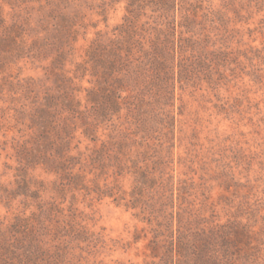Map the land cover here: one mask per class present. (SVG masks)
I'll return each instance as SVG.
<instances>
[{"label": "rangeland", "instance_id": "obj_1", "mask_svg": "<svg viewBox=\"0 0 264 264\" xmlns=\"http://www.w3.org/2000/svg\"><path fill=\"white\" fill-rule=\"evenodd\" d=\"M128 4V0H75L64 10L74 18L77 34L72 46L65 47L64 75L70 81L62 84V92L80 100L81 110L86 111L95 80L89 51L96 40L108 43L126 37L124 31L131 29L125 26L130 18ZM176 4L177 23L187 8L200 6L199 24L185 38L201 41L198 46L207 57L209 51L224 50L228 55L223 60L211 56L213 62L199 68L189 82L181 84L177 73L169 97L158 103L152 97L156 118L149 130L132 137L137 142L121 159L126 167L132 165L129 160H137L144 168L163 157L162 167L173 177L176 197L179 182L185 181V197L194 200L193 207L206 218L207 226L232 222L233 240L239 224L242 233L232 246V264H264V0H177ZM163 21L161 13L151 9L136 20L146 48L150 47L149 32ZM176 30L178 41L186 29L178 26ZM24 57L0 71L2 82L8 81L0 93V264H19L7 250L16 247L20 257L28 251L22 225L36 227L33 218L44 220L46 227L30 236L34 246L45 251L34 259L35 264H162L161 258L154 257L153 233L141 210L118 205L114 198L96 192V185L105 189L106 184L120 193L121 188L132 190L134 175L126 167L118 175L114 148L102 156L100 165L91 164L96 145L80 130L73 146L81 144L72 155L81 162L75 173L82 167L85 178L75 184L64 174L49 173L23 150L25 138L34 131L30 119L25 117L22 124L14 108L26 104V110H32L27 80L36 81L39 96L44 95L43 89H54L58 80L59 84L64 80L57 75L59 69L52 70L57 66L52 65L54 56ZM8 84L16 87L11 95ZM132 119L124 109L121 119L116 116L105 125V134L113 128L115 137L121 130H135ZM102 138L106 140L107 135ZM142 140L151 147L147 157L135 153L145 150L140 149Z\"/></svg>", "mask_w": 264, "mask_h": 264}, {"label": "trees", "instance_id": "obj_2", "mask_svg": "<svg viewBox=\"0 0 264 264\" xmlns=\"http://www.w3.org/2000/svg\"><path fill=\"white\" fill-rule=\"evenodd\" d=\"M0 1V71L24 59L25 54L36 60L54 56L52 65L56 63L57 66L54 65L52 70L59 69L57 75L64 79L60 80V84L58 80L54 89H43V96L38 95L36 81L27 80L25 89L26 94L33 96L32 110L28 112L26 104L19 106V109L14 108L22 124L25 117L30 119L29 127L34 131L30 138H25L23 150L38 159V164L43 165L49 173L64 174L73 184L85 178L82 167L75 173L81 162L79 157L72 155L81 144L79 141L73 146L74 141L79 139L77 134L80 130L84 138L96 145L92 151L91 164H101L102 156L114 148L117 151L118 175H122L127 163H123L121 156H126V152L132 150L137 142L132 137L149 130V123L156 118L152 111L154 103L150 99L153 97L157 99L154 102L158 103L165 96L169 97L177 78L181 84L189 82L196 78L199 68L208 66L209 61L213 62L211 56L223 60L228 55L224 50L209 51L211 56L207 57V52L198 46L199 40L184 37L199 24L200 6L185 8L186 13L181 14L180 22L177 23V0H128V17L135 21L133 23L130 18H126L129 25L125 26L131 28L130 31H124L126 37L111 39L108 43L96 40L93 50L89 51L95 62V80L84 111L81 110L82 102L76 100L72 93L62 92V84L70 81L64 75L65 47L72 46L77 34L74 18L64 10L71 7L75 0ZM5 8H9L8 12ZM146 9L160 12L165 20L149 32V39L142 37L149 42V49L141 41V31L136 25V20ZM178 26L186 31L181 32V38L177 41L175 31ZM5 83L8 81L2 82L0 79V93L7 86ZM9 84L7 91L11 95L16 87H9ZM124 109L133 118L131 123L135 130H121L115 137L113 134L116 130L113 128L112 132L105 134L104 131L108 129L105 125L116 116L121 119ZM103 135H107L106 140L102 138ZM139 145L140 149L144 147L145 150L141 152L137 149L135 153L147 157L151 147L144 140ZM164 160L163 157L154 160L153 167L148 164L144 168L139 166V161L129 160L132 165L126 168L134 175L130 192L122 188L121 193L116 192L117 187L108 184L105 189L96 185V192L100 197L114 198L118 205L141 210L143 220L151 226L153 233L151 244L154 257L161 258L162 264H232V246H236L242 233L239 224L235 231L236 239L233 240L232 222L207 226L206 218L193 207L194 200L190 202L185 197L188 193L185 181L179 182L176 197L173 177L162 167ZM37 219H31L36 222V227L32 224L30 227L28 224L22 225L26 229L24 242L28 239V244H25L28 251L22 254L23 257L17 254L16 247L7 250L19 264H35L34 259L45 253L41 246L35 247L30 238L46 228L44 220ZM241 230L246 232L247 226L241 227Z\"/></svg>", "mask_w": 264, "mask_h": 264}]
</instances>
